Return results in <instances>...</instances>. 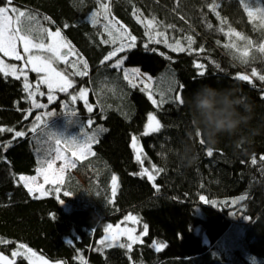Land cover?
I'll return each instance as SVG.
<instances>
[{
	"label": "trees",
	"instance_id": "trees-1",
	"mask_svg": "<svg viewBox=\"0 0 264 264\" xmlns=\"http://www.w3.org/2000/svg\"><path fill=\"white\" fill-rule=\"evenodd\" d=\"M215 2L219 4V17L208 7L213 0H110L111 18L137 38L134 49L118 53L126 57L123 65L178 82L175 91L164 96L170 100L179 92L184 104L167 102L156 108L145 92L128 86L121 70L108 67L115 58L100 63L120 42L101 43L108 39L102 18L98 17L95 25L89 21L91 13L99 8L97 0H13V5L35 13L40 23L59 29L87 60L89 74L74 78L77 87L95 84L103 90L102 81L106 78V88L118 89L127 103L119 109L97 107L90 114L81 106V118L91 119L93 126L107 131H101L93 145L95 156L78 161L76 167L67 171L60 187L73 195H61L63 203L55 192L37 199L16 182L19 175H35L40 167L35 150L40 144L35 134L15 139L13 133L0 134V145L11 141L6 148L0 147V240L11 242L0 243V252L11 256L23 244L51 262L65 264H264V161L260 159L264 156V81L234 79L237 73L251 74L253 68L264 75V54L253 49L250 62L243 64L234 58L233 50L223 47L230 42L225 35L229 26L254 45L264 43V29L249 22L238 0ZM3 4L4 0H0V6ZM134 8L142 13L140 19L155 17L162 22L157 30L165 31L170 43L179 40L187 48L185 38L192 36V48L203 47L204 51L173 52L164 43L149 42L145 35L148 29L133 15ZM44 17H51V21ZM221 18L227 23L221 25ZM209 23L211 29L207 27ZM220 27H224V32L218 31ZM145 43L157 51H149ZM196 61L206 65L203 77L197 75ZM202 84L230 89L233 106L246 117L234 135L218 134L220 143L214 148L200 138L199 128L203 125L197 126V93ZM25 97L22 79L0 74V126L27 132L38 110ZM220 103L227 104L228 98H221ZM249 103L251 111H246ZM29 111L31 115L25 118ZM150 112L157 114L162 127L145 136L142 133ZM59 125L49 124L47 128ZM133 135L140 139L143 165L134 159L130 147ZM208 148L213 150L211 157L206 155ZM193 153L198 155V161L186 167ZM253 157L255 165L251 162ZM152 165L160 170L158 174L154 170L159 192L146 177L134 175L142 167L152 169ZM113 175L118 178L114 196ZM200 196L217 201V205L203 203ZM242 196L247 198L239 206L223 203ZM235 211L237 215L232 213ZM129 215L139 218L141 229L148 225L143 242L134 244L130 253L126 248L100 245L104 229L123 224ZM235 230L238 234L232 235ZM228 231L230 238H240L236 253L231 250L232 257H227L225 248L218 245ZM153 241L166 247L156 251L150 246ZM126 243L125 240L123 244ZM16 264L31 263L18 257Z\"/></svg>",
	"mask_w": 264,
	"mask_h": 264
},
{
	"label": "snow or ice",
	"instance_id": "snow-or-ice-1",
	"mask_svg": "<svg viewBox=\"0 0 264 264\" xmlns=\"http://www.w3.org/2000/svg\"><path fill=\"white\" fill-rule=\"evenodd\" d=\"M97 3L99 5V8L96 11H93L89 17V21L92 24L99 23L98 17L101 15V11L103 12L104 19L108 21V23L105 25V32H107V35L109 39H102L101 43L103 44H112L116 45L117 43V37L114 36L113 30L119 34L120 44L118 47L113 48L111 52H109L107 55L103 57V59L100 61V63L106 64L109 61H112L113 58H115L114 63H109L108 67H111L113 69H119L123 72V80L127 81V84L132 89L139 88L140 91L146 92L148 99L151 101V103L156 108H161L164 106L165 103L171 102L176 103L179 105L184 104V100L182 95L178 92L175 96L171 97L170 100H167L163 93H160V99L157 100L154 98L153 92L151 90V86L148 83V81L152 80V77L143 74L146 79H140L141 72L138 68L133 69H126L122 68V65L125 62L126 57H120L118 56V53H123L125 50H131L136 47V37L132 36L131 33L123 26L121 25L119 28H116L115 25H113L112 20L109 19L110 16V0H97ZM238 3L240 6L243 7L244 11L247 14L248 20L250 23L255 24L257 21H259V26L264 29V2L262 0H238ZM208 7L211 9V11L219 17L220 14L217 11V8L219 7V4L213 0V3L208 5ZM133 15L136 16L138 22L143 23L145 28L148 29V31L145 33V35L148 37L149 42H154L156 44L164 43L168 48H170L173 52H185V51H195V52H203L204 48L201 47L199 49L192 48V45L195 43V40L192 36H187L185 39L187 40V48H185L184 45L181 44L179 40L175 41V45L168 43V37L166 35L165 31H158L157 29L161 26L162 22L158 21L155 17H152L151 19L144 18L140 19L142 13L138 9H133ZM27 18L29 20H35L36 16L31 13L30 10H20L18 7L13 6V0H4V4L0 6V53L3 54V57H11L14 58L17 61H24L23 66L17 67L14 64H7L5 63L4 59L0 58V74H3L4 77H13L16 80H23V90L26 92L25 99H28L31 101L32 107L37 109H45L48 107L47 104L43 103H37L36 102V96L37 95H44L43 92L40 91L41 85H46L48 90L47 99L48 102L51 103L53 100L56 99V97L53 95V91L55 89H58L60 92H68L70 88L73 87V80L69 78V76L65 72L58 71L57 68L53 67L54 61H59L64 63L65 65H69V60L66 55L62 54V49L67 48L69 54L75 55L72 52L70 42L63 41L62 33L59 29H57L55 32H52L50 29H43V32L46 34L47 38L50 40V42L46 43L43 39H34L30 34L26 33L22 27L23 20ZM45 20L51 21V17H44ZM54 23V22H53ZM227 23V20L225 18H221V25H224ZM65 28L68 27V25H64ZM173 25H167V28H172ZM209 29L212 28V25L209 23L207 25ZM220 32H224V27H220L218 29ZM226 36L229 37L230 42L223 45L224 48L233 50L235 55L234 58L238 59L243 64H248L250 62V57L252 56L253 49L255 52H258L259 54H264V43H260L259 45H254L253 41L249 39L248 37L244 36L242 33L236 31L235 29H232L231 26L228 27V31L225 33ZM235 37V40H232L231 38ZM236 40L239 41H245V44L243 48L238 46L236 43ZM219 43V41L217 42ZM20 46H22L23 53L27 54V56L22 55L21 51L19 50ZM144 47L146 49H149V44L145 43ZM149 51L156 52L157 49L151 48ZM160 55L164 56L165 53H159ZM168 59H171V57H166ZM213 64H215V61H212ZM30 66V71L34 73H38L39 79L37 82L33 85L29 82L28 79V70ZM71 75L72 76H80V77H86L88 76V69L89 65L87 60L83 58H79L78 61L71 63ZM217 68L220 66L218 64H215ZM194 67L197 68L199 71L197 73L198 76L203 77L206 73V65L203 63H200L199 61L194 62ZM253 78H258L260 81H264V75H261L257 72L255 68L251 70V75L243 74V73H237L234 79H238L241 81H247L249 83H252ZM142 85V87H141ZM181 90H183L184 86H179ZM71 96L72 101H76L78 98L84 101V105L86 107L87 112L93 113L94 112V106L92 104H89L87 95L88 90L86 88H81L79 90L78 96L72 95ZM68 105H65V108L67 109ZM72 115H75L77 113L76 110H73L71 112H68ZM54 111H47L42 113L41 115H38L35 117V123L26 131L20 130H14L11 127H3L0 126V134L4 132L13 133V138H23L29 133L35 134L34 138L37 139V142L39 143V140L41 138V132H45L47 139L49 141H54L55 144V159L63 161L62 166L59 168V174L56 176L55 179L50 180L48 172L49 170H53V161L49 159L47 161L46 168H38L37 173L38 175H42L44 178V182L46 184H53L55 185V193L57 195L58 201L63 203V200L61 198L62 196H71L73 195V192L71 191H62L60 185L64 182L62 174L65 172L66 168L68 167H76V164L80 160L86 159L88 156H95V152L92 151V145L94 143H97L96 135L95 133L92 136H87L83 143H79L77 139L71 138V144L75 147V151H72L69 155H64L61 152V144L64 141H67L69 138H63L59 136L56 132L50 131L47 127V120H45V117H51L54 115ZM31 112L29 111L26 115L30 116ZM87 124L91 126L93 124V121L89 119L87 121ZM161 123L157 119V116L150 112L147 115V120L145 124V129L142 135H151L154 133H157L161 130ZM99 131H107V129H99ZM203 144V142L201 141ZM11 141L7 142V145H10ZM7 145H0V147H7ZM130 147L134 150V159L135 161L143 165L144 164V154L142 148L138 144V137L133 135L131 139ZM36 152L39 153L41 149L37 147ZM51 154V152H50ZM206 155L211 157L213 156V150L208 148L206 151ZM262 161H264V156L260 158ZM252 164H256V158L253 157ZM153 170L159 173V169H156L155 165H152ZM55 174V170H53ZM134 175H138L141 177H146L148 181L153 183V186L157 192H159V186L155 184L156 176L153 175L151 171H149L148 168L142 167L141 170L138 173H135ZM37 177L36 176H27V175H19L18 177V183H21L23 187L28 191V193L32 194L35 198L39 199L43 196H46L49 194V190L45 189L43 185H37L36 187H33V185L36 184ZM117 176H112V193L113 196L115 195L116 186H117ZM38 194V195H37ZM247 197L242 196L239 198V200H231V201H224L225 206H239L240 203L245 200ZM203 203L205 204H211L213 206L217 205V201L210 200L204 196H200L199 198ZM233 214H236L235 212H232ZM237 215V214H236ZM245 217V216H244ZM55 218V217H53ZM247 218V217H245ZM125 221H132L134 224L139 222V218L137 216L129 215L125 217ZM113 226L108 225L104 231L105 236L103 239L99 241L100 245H102L105 248L109 247H120V248H126L128 252H131V249L133 248V245L136 243H142L143 237L148 235V225H143V231L137 236L133 233L135 232V229H124L123 232H120L117 228V231L115 233L112 232ZM121 235H125L127 237L128 243H116L118 240V237ZM0 243L2 244H9L10 241L7 240H0ZM70 244L73 242H69ZM156 251H160L163 247H166L165 244H158L156 241L152 242V245ZM20 249H23L24 251H20ZM35 256V253L32 252L30 248H28L26 245L20 244L18 245L17 249L12 251L11 253V259L9 256L4 255L2 252H0V264H16V258L20 257L21 259H27L28 256ZM79 259L83 261V257L79 256ZM43 264H48L47 261H43ZM86 264V262H85Z\"/></svg>",
	"mask_w": 264,
	"mask_h": 264
},
{
	"label": "rangeland",
	"instance_id": "rangeland-1",
	"mask_svg": "<svg viewBox=\"0 0 264 264\" xmlns=\"http://www.w3.org/2000/svg\"><path fill=\"white\" fill-rule=\"evenodd\" d=\"M262 2H263V0H262ZM13 6H15V5H13ZM19 9L24 10L22 8H19ZM32 14L36 16V19L35 20H29V19L25 18L23 20V23H22V27H23L24 31L26 33L30 34L34 39H37V40L43 39L46 43L50 42V40L47 38L46 34L43 32V29H50L52 32H55L57 29H53L50 26L44 25V23H40L39 17L35 13H32ZM99 17L102 18V20H101L102 29L105 32V25L108 23V21H106L104 19V15H103L102 11H101V15ZM109 19L112 20V23H113V25H115L116 28H119L122 25L118 21H115L113 18H111V16H109ZM256 24L259 28H261L259 26V21H257ZM105 33L107 34V32H105ZM113 33H114V36L117 37V41L120 42L119 34L116 33L114 30H113ZM62 37H63V41H61V43H63L64 41L69 42L66 39V37L63 35V33H62ZM107 38L109 39L108 35H107ZM231 39L235 40V37H232ZM168 42H169V44H172V42L170 43L169 40H168ZM236 43L238 44V46L243 48L245 41L236 40ZM173 45H175V44H173ZM70 46H71L72 52L75 55L69 54V52L66 54V56L70 62L69 65H65L64 63L59 62V61H54V63H53V67L57 68L58 71L65 72L69 76V78L73 80V87L69 89L68 93L71 92L72 95L78 96L79 90L81 88H86L88 90V95H87L88 102H89V104H92L94 106V110L97 107H100L101 109H103L105 106L109 107V109H119L120 105L126 104L127 103L126 97L124 96V94L118 93L117 92L118 89L117 90L112 89V91L107 89L108 87H107V79L106 78H104L103 79L104 81H102L103 88L105 86V88L103 90L98 89L95 84L90 86V87H87V85H82V86L77 87V82L74 79L76 76L71 75L72 68L70 65L72 62H76L79 60V58H83V57L78 53L76 48L71 43H70ZM19 50L21 51L22 55L27 56V54L23 53L22 46H20ZM63 50L68 51L67 48L62 49V51ZM0 58L4 59L5 63L14 64L17 67H21L24 64L23 60L17 61L11 57H3L2 53H0ZM123 67L126 69H129V70L133 69V68H138V67H127L126 65H123ZM138 69H140V68H138ZM140 72H141L140 79H146V77H144L143 74H147V75L152 77V80L148 81V83L150 84L154 98H156V99L158 98L157 97L158 93L167 94L168 92H174L176 87L178 86V82L175 78H172V77L164 78V75L161 77L153 76L150 73L144 72L141 69H140ZM243 74H246V73H243ZM39 75L40 74H38V73H34V72L30 71V66H29L28 79H29L30 83H32L34 85L37 82V80L39 79ZM248 75H251V74H248ZM162 80H165L164 83L162 82ZM141 87H142V85H141ZM40 91L43 92L44 95H37L35 98L36 102L47 104L48 107L45 109H37L34 107L33 108L38 110V113L36 116L41 115L42 113L47 112V111H54L55 112V114L52 115L51 117H45V120H47L46 127L49 124H60L59 126H57L55 128H51L49 130L56 132L59 136H61L63 138H69L67 141L62 142V144L60 146L62 154L70 156V153L72 151L76 150L75 147L71 144V138H75L78 140L79 143H83L87 136H92L95 133L96 140L99 139V136L101 134V131H99V129H101V128H99L98 126H93V125L89 126L87 124V121L78 115L79 112L81 111V106L86 111V114H90L89 112H87L83 100L78 98L76 101H72L70 95H69V98H67V96H66L68 94L67 92L62 94V92H60L58 89H55L53 91V95L56 97V99L53 100L51 103H49L48 99H47V95H48L47 86L41 85ZM91 92L94 94V100H93ZM65 105H68L67 109L65 108ZM73 110L77 111V113L75 115L68 113V112H71ZM155 115L157 116V114H155ZM57 120H60V121L57 122ZM91 127H93V128L90 129ZM102 129H104V128L102 127ZM39 144H40L39 148L41 149V151L39 152V155H38V161L40 162L39 168H42V167L46 168L47 161L49 159H51L53 161V170H55V174H54L53 170H49L48 175H49L50 180L55 179L56 176L61 175V174H59L58 170L62 166L63 161L55 159L54 141H49L47 139L46 133L41 132V138L39 140ZM138 144L140 146L139 142H138ZM93 145H92V151H94ZM50 152H51V154H50ZM71 169H73V167L66 168L65 172L62 174L63 181H65L67 171L71 170ZM148 169L154 175L153 168L152 169L148 168ZM23 175H25V174H23ZM27 176H36L37 177L36 184L33 185V187H36L37 185H43L45 189L49 190V194L46 196H43V197H48V196H51L54 194L55 185L46 184L44 182V178L42 175H38V173L36 172L35 175H27ZM16 182L18 183V178L16 179ZM55 195H56V193H55ZM43 197H41V198H43ZM235 213H236V211H235ZM245 220L248 221L249 219L246 218ZM117 228L119 229L120 232H123V230L126 228L127 229H135V232L133 234L137 235V236L143 231V227H142V229L140 227V220L138 223L134 224L132 221H125V219H124L123 224L113 226L112 232L115 233L117 231ZM233 233H234V235H237L238 231H236V230H235V232L232 231V235H233ZM227 236H224L218 242V245L225 248V252H226L227 257H232L231 250H232V252L236 253L235 250H236V247H238V243H239L240 238L234 237V236L230 238V236L229 237H227ZM125 240L127 241V237L125 235H121L118 237V240L116 241V243H123ZM20 251H24V250L20 249ZM32 252L35 253V256L29 255L27 258L31 264H43V261H47L48 264H65L63 261H59V262H55V263L51 262L48 259H46L45 257H43L42 255L36 253L35 251L32 250ZM6 256H8V255H6ZM9 258L11 259L12 257L9 256Z\"/></svg>",
	"mask_w": 264,
	"mask_h": 264
},
{
	"label": "clouds",
	"instance_id": "clouds-1",
	"mask_svg": "<svg viewBox=\"0 0 264 264\" xmlns=\"http://www.w3.org/2000/svg\"><path fill=\"white\" fill-rule=\"evenodd\" d=\"M230 89H217L211 84H202L197 93L196 119L200 138L213 148L220 143L218 134L228 133L234 135L246 117L240 113L231 102ZM227 97L228 103L221 104L220 99ZM246 100L249 98L245 97ZM252 104L249 103L246 111H251ZM198 141V139H197ZM198 161V155L193 153L186 163V167L193 166Z\"/></svg>",
	"mask_w": 264,
	"mask_h": 264
},
{
	"label": "bare ground",
	"instance_id": "bare-ground-1",
	"mask_svg": "<svg viewBox=\"0 0 264 264\" xmlns=\"http://www.w3.org/2000/svg\"><path fill=\"white\" fill-rule=\"evenodd\" d=\"M139 141H140V139L138 138V142H139ZM228 234H229V235H228ZM227 235H228V236H227ZM224 236H227V237L231 236V232L228 231ZM224 236H223V237H224ZM223 237H222V238H223ZM222 238H221V239H222ZM221 239H220V240H221ZM220 240H219V241H220ZM54 263H55V262H54Z\"/></svg>",
	"mask_w": 264,
	"mask_h": 264
},
{
	"label": "water",
	"instance_id": "water-1",
	"mask_svg": "<svg viewBox=\"0 0 264 264\" xmlns=\"http://www.w3.org/2000/svg\"><path fill=\"white\" fill-rule=\"evenodd\" d=\"M67 53H68L67 50H63V51H62V54H64V55H66Z\"/></svg>",
	"mask_w": 264,
	"mask_h": 264
}]
</instances>
